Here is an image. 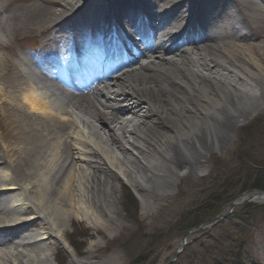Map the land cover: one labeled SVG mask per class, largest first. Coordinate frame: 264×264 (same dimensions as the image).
I'll list each match as a JSON object with an SVG mask.
<instances>
[{
	"label": "bare ground",
	"instance_id": "obj_1",
	"mask_svg": "<svg viewBox=\"0 0 264 264\" xmlns=\"http://www.w3.org/2000/svg\"><path fill=\"white\" fill-rule=\"evenodd\" d=\"M72 1L30 0L25 5L17 0H0V10L7 9L10 14L9 18L0 19L5 27L0 38L27 30L45 34L47 24L63 22L64 12L76 14L78 8ZM238 1L240 11L247 13L252 24L262 27L261 42H239L254 38L246 31L239 34L246 24L229 12ZM46 2L49 8L43 6ZM256 2H177L174 12L188 15L175 16L174 23L184 28L181 23L186 21L188 27L172 34L168 32L170 22L166 21L161 37L170 41L186 36L194 22H207L203 16L212 8H217V14L209 23L219 33L208 37L205 43L158 48L154 54L162 57L117 74L105 85L110 98L99 89L89 95L81 89L76 96L57 91L65 97L68 109L52 99L53 93L46 94L47 85L41 84L24 62L11 52L0 53V101L7 112L3 116L7 120L6 137L0 145L6 162L0 164L4 170L0 173V199L5 196L2 192L23 191L35 209L33 216L41 215L46 220L43 230L55 235L48 238L49 244L58 239L72 263L73 250L64 240L71 216L83 219L81 215L85 213L93 221L103 219L107 225L117 222L114 207L118 199L113 181L118 178L107 163L146 198L154 194L159 198L160 191L176 186L170 177L190 172L188 167L200 156L198 150L203 146L214 148L219 143L217 131L243 122L254 111L258 106L252 100L254 89L264 99V11ZM248 81H253L254 86ZM123 143L137 156L131 155ZM10 177L15 188H8L15 185L8 184ZM139 179L146 185L142 186ZM254 199L264 202L257 196ZM8 214L12 213H3ZM26 229L19 224L14 229L0 226V232L9 233L12 240L17 231ZM29 238L32 236L25 233L13 244L14 248L0 250V264H51L49 252L44 251L46 245L27 242Z\"/></svg>",
	"mask_w": 264,
	"mask_h": 264
},
{
	"label": "rangeland",
	"instance_id": "obj_2",
	"mask_svg": "<svg viewBox=\"0 0 264 264\" xmlns=\"http://www.w3.org/2000/svg\"><path fill=\"white\" fill-rule=\"evenodd\" d=\"M248 82L254 86L253 81ZM253 92V104L258 105L254 111L243 122L218 129L216 134L221 139L217 147L203 146L198 150L200 156L188 167L191 171L179 174L178 178L176 174L170 177L176 186H170L168 191L163 189L164 193L160 191L161 197L154 194L146 198L117 170L111 169L119 177L113 181L118 199L114 207L117 222L107 225L103 219L93 221L92 216L85 213L81 215L83 219L71 216L64 240L73 250L75 261L72 263L168 264L175 253L180 252L171 264H238L235 263L237 258L244 264H264L263 204L237 206L227 219L187 236L185 246L179 238L184 233L176 234L180 226L183 229L189 223L191 212L204 203L218 207L217 217L227 210L228 197L239 196L246 200L255 192L264 191L258 187H264V105L261 107L264 99L261 100L256 89ZM123 144L131 155L137 156L136 151ZM143 181L139 179L145 186ZM125 190L132 196V203L128 205ZM215 193L217 200L211 202ZM203 207L197 215H202ZM47 249L52 254L51 264H72L61 244L49 245Z\"/></svg>",
	"mask_w": 264,
	"mask_h": 264
},
{
	"label": "trees",
	"instance_id": "obj_3",
	"mask_svg": "<svg viewBox=\"0 0 264 264\" xmlns=\"http://www.w3.org/2000/svg\"><path fill=\"white\" fill-rule=\"evenodd\" d=\"M251 187H253V185H251ZM258 187H261V189L264 190V187L262 188V185L261 186H258ZM125 194H126V199L128 200V204L132 203V196L130 193H128L127 190H125ZM211 202H215L217 200V193H215L213 196H211ZM230 197H228V201H229ZM213 203H204V205L201 206L200 209L197 208L196 211L194 212H191L192 213V216L189 219V223H187L183 229H181V226H180V229L179 231H177L176 234L178 235H182L183 233H185L186 231H188L189 229H192V228H195V227H198L200 225H203L205 224L206 222H208L210 219H212L213 217H215V215H217L218 213V207H214L212 206ZM204 206V207H203ZM203 207V213L201 216L197 215V214H200L199 211L202 209ZM126 210L127 207H126ZM135 211H136V208H135ZM195 213V214H194ZM175 234V232H174Z\"/></svg>",
	"mask_w": 264,
	"mask_h": 264
},
{
	"label": "water",
	"instance_id": "obj_4",
	"mask_svg": "<svg viewBox=\"0 0 264 264\" xmlns=\"http://www.w3.org/2000/svg\"><path fill=\"white\" fill-rule=\"evenodd\" d=\"M258 194H259V195H264V193H261V192H259ZM255 197H256V196H255ZM253 200H254V196H251V197H249L248 200L243 201V202H247V201H250V202H251V201H253ZM239 204H240L239 202H235V201L232 202V203L229 205V207H228V209H227V211L225 212L224 215H222V216H218V217L214 218L213 220L210 221V223H208L207 225H204V226L200 227V228L197 229L196 231L202 230V229H204L205 227H208V226L215 225V224L218 223L219 221L225 219V218L231 213V211H232L237 205H239ZM189 234H190V233H187V234L183 237L182 240H184ZM176 257H177V254H176V256H175L174 258H176ZM172 261H173V260H171L168 264H170Z\"/></svg>",
	"mask_w": 264,
	"mask_h": 264
}]
</instances>
